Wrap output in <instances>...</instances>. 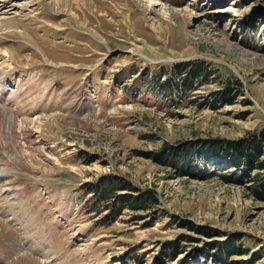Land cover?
<instances>
[{
  "label": "rangeland",
  "instance_id": "1",
  "mask_svg": "<svg viewBox=\"0 0 264 264\" xmlns=\"http://www.w3.org/2000/svg\"><path fill=\"white\" fill-rule=\"evenodd\" d=\"M5 3L0 264H264V0Z\"/></svg>",
  "mask_w": 264,
  "mask_h": 264
},
{
  "label": "bare ground",
  "instance_id": "2",
  "mask_svg": "<svg viewBox=\"0 0 264 264\" xmlns=\"http://www.w3.org/2000/svg\"><path fill=\"white\" fill-rule=\"evenodd\" d=\"M3 1H7V0H3ZM3 1H0V11H2L1 7L6 4L5 2ZM78 2H80L81 4H84L85 0H77ZM3 2V4H1ZM73 2V0H57V4L60 8V6L62 8H64V11L68 10L69 8V4ZM148 2V0H147ZM151 3V1H149ZM87 3V1H86ZM152 7H155V6H159L157 5L156 3H153L151 4ZM150 12L152 13L153 12V8L151 9H148L147 8V12ZM5 15H8V12H5L3 14V16ZM3 21H0V30L1 31H7L6 33H12V34H18V32L20 31L19 28H18V23L16 22V20H13V19H2ZM155 29V28H153ZM10 30V31H9ZM19 30V31H18ZM23 34V33H21ZM1 38V37H0ZM3 39V38H2ZM1 78H4V73H0V79ZM78 86H80L81 88H83L82 92L87 94L88 93V90H87V83L83 84V85H80L78 84ZM126 113H130L131 112V109H126L125 110ZM66 113V116L67 115H70L71 113H73V111L71 109H67L65 111ZM61 114V113H59ZM58 115V114H57ZM48 116V115H47ZM72 118V116H69ZM84 118L86 116H83ZM81 117V118H83ZM64 116H53V117H50L51 121L49 120L47 123H41V122H38V126L35 127V134H39L41 136H44L46 138H51L53 136H56L58 139H60L61 135L64 134V131L73 127L72 125H75L76 124V121L73 120V118H65ZM49 119V118H48ZM83 120H86V122H89V123H93V124H96L95 122L97 123H101L103 122V119H96L94 121L90 120V119H83ZM81 120V122L83 121ZM39 121V119H38ZM29 121H27L28 123ZM30 123V122H29ZM34 123V122H33ZM35 125V123H34ZM41 128V129H40ZM53 135V136H52ZM15 147V146H14ZM52 147V146H51ZM16 151V150H15ZM17 152V151H16ZM17 154V153H16ZM18 155V154H17ZM20 156V155H19ZM22 156V155H21Z\"/></svg>",
  "mask_w": 264,
  "mask_h": 264
},
{
  "label": "trees",
  "instance_id": "3",
  "mask_svg": "<svg viewBox=\"0 0 264 264\" xmlns=\"http://www.w3.org/2000/svg\"><path fill=\"white\" fill-rule=\"evenodd\" d=\"M238 84V83H237ZM241 88V87H240ZM218 143H219V141H217ZM248 143H250V145L252 146L251 147V149L254 151V153H255V156H253L254 158H256V157H258V155L260 154V155H264V150H262V144H261V142L259 141V140H257V139H255V138H249L248 139ZM217 145V144H216ZM231 149V148H230ZM234 151V150H233ZM237 150H235V152H236ZM211 152H215V150L214 151H211ZM179 155V154H178ZM236 155H237V157H239V155H240V157L238 158V159H235L234 158V156H233V160L235 161V162H241L242 160V158H245L246 160H247V156H245L246 155V153H244V154H241V153H239L238 151L236 152ZM180 156V155H179ZM178 156V157H179ZM183 157H184V161L181 163V165L183 166V168L184 169H186L185 167L187 166V171H188V168L190 167V166H188L189 165V162L191 161L190 159H192V153L191 152H186V154H182V159H183ZM250 157H249V155H248V159H249ZM205 160H207V158H205ZM209 160V159H208ZM249 161V160H248ZM186 165V166H184V164ZM173 165V164H172ZM175 165V164H174ZM184 169L182 170V171H184ZM186 171V170H185ZM198 171H199V173H201V172H203V170L202 169H199L198 168ZM116 191H118L117 189H116V186H114V185H110L109 186V188H107L106 190H104V191H102L99 195H98V197H97V202H96V205H98L99 204V208H103L104 206H105V204L110 200V198H114V192H116ZM146 195H147V193H146ZM149 198H150V201H152L153 200V196L152 195H150L149 196ZM127 203V202H126ZM127 207H129L128 205V203L127 204H125ZM143 207L145 206V203H142L141 204Z\"/></svg>",
  "mask_w": 264,
  "mask_h": 264
}]
</instances>
